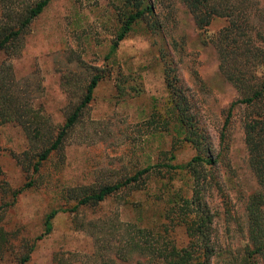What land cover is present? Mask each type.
Returning a JSON list of instances; mask_svg holds the SVG:
<instances>
[{
	"label": "rangeland",
	"instance_id": "obj_1",
	"mask_svg": "<svg viewBox=\"0 0 264 264\" xmlns=\"http://www.w3.org/2000/svg\"><path fill=\"white\" fill-rule=\"evenodd\" d=\"M119 5V0H52L33 22L22 52L12 60L15 77L29 81L34 90V105L42 106L57 126L64 123L91 74L98 70L106 73L69 136L64 153L51 157L35 175V184L19 194L4 219L7 229L16 234V249L22 238L36 239L32 257L25 264H104L102 255L106 260L115 258L111 248H105L108 241L100 243L104 244L100 250L89 233L76 229L74 215L69 211H60L53 231L42 235L47 213L75 204L72 197L65 198L71 187L115 182L150 163L167 162L171 150L176 153V163L196 155L191 144L178 142L154 118L157 112L164 111L167 102V62L177 67L197 123L216 146L228 109L240 97L221 73L218 53L210 41V36L228 24L226 18H215L206 30H200L184 4L173 0L174 13L163 31L151 32L139 25L107 58L118 27ZM255 7L264 11V0H256ZM6 58L7 54L0 52V64ZM242 115L243 109L237 107L228 127L229 146L220 165L224 190L231 195L239 216H243L247 197L257 188L248 163ZM27 146L20 126L0 125V182L19 189L31 179L16 158ZM187 181L190 182L188 174H178L173 180L175 188ZM160 184L152 181L150 192ZM1 191L0 187V204ZM212 194L219 242L223 249H237L244 242L235 235L239 226L229 219L222 193L215 190ZM150 197L147 191L134 192L129 197L134 207H125L119 195L114 196L96 208L83 210L81 216L96 222L117 216L127 222L156 224L154 220L165 203L161 202L157 210ZM173 234L179 245L188 242L183 228L177 227ZM0 264L20 263L15 253L7 252L0 256ZM121 264L147 261L135 254Z\"/></svg>",
	"mask_w": 264,
	"mask_h": 264
},
{
	"label": "trees",
	"instance_id": "obj_2",
	"mask_svg": "<svg viewBox=\"0 0 264 264\" xmlns=\"http://www.w3.org/2000/svg\"><path fill=\"white\" fill-rule=\"evenodd\" d=\"M51 1L0 0V52L7 54L0 64V125L14 123L24 131L28 146L16 154V158L23 170L32 176L19 189H14L3 180L0 182V256L13 252L20 264L31 259L36 239L22 238L19 249H16V234L8 230L4 223L7 212L19 194L35 184V175L41 172L51 157L64 153L69 136L106 77L105 70L91 74L81 97L73 102L60 126L54 124L42 106L34 105V90L29 81L23 82L15 77L12 60L22 52L33 22ZM172 1L119 0L118 27L106 57L115 54L120 43L139 25H144L147 31H163L174 13ZM178 1L184 4L200 30H206L215 18L228 20L225 27L210 36V41L218 53L221 73L236 88L240 97L228 109L220 143L216 146L198 125L177 67L167 62L164 68L167 102L164 111L157 112L154 118L161 121L163 131L172 133L178 142L191 144L197 151L196 155L187 162L176 163V153L171 150L167 162L150 163L115 182L69 188L65 198L72 197L75 204L68 208H54L47 213L42 235L53 231L60 211H69L74 215L76 229L89 233L100 250L104 248V244L100 243L108 241L105 248H111L115 258L108 256L109 260H106L102 255L104 264L127 263L135 254L145 257L147 264H215L216 260L217 264L219 261L225 264H264V11L256 9V0ZM120 89L123 91V87L120 86ZM237 107L243 109L248 163L257 182V188L244 203L243 216L237 214L235 202L224 190L220 167L223 152L229 146L228 127ZM178 174H188L190 182L175 188L173 180ZM152 181L161 184L150 192ZM215 190L225 198L229 219L239 226L235 235L244 242L237 249H223L219 242L214 226L217 212L211 206L212 191ZM140 191L151 195L150 201L155 208L161 206V202L165 203L161 208L163 211L159 210L154 220L156 224L127 222L117 216L96 222L81 216L83 210L96 208L118 195L125 207H134L129 197ZM208 192L211 193L208 195ZM139 219L143 223L142 218ZM177 227L184 229L187 243L179 245L177 242L173 234Z\"/></svg>",
	"mask_w": 264,
	"mask_h": 264
}]
</instances>
